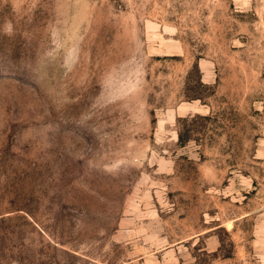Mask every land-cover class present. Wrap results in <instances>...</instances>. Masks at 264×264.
I'll return each instance as SVG.
<instances>
[{
    "label": "rangeland",
    "instance_id": "rangeland-1",
    "mask_svg": "<svg viewBox=\"0 0 264 264\" xmlns=\"http://www.w3.org/2000/svg\"><path fill=\"white\" fill-rule=\"evenodd\" d=\"M0 264H264V0H0Z\"/></svg>",
    "mask_w": 264,
    "mask_h": 264
},
{
    "label": "trees",
    "instance_id": "trees-1",
    "mask_svg": "<svg viewBox=\"0 0 264 264\" xmlns=\"http://www.w3.org/2000/svg\"><path fill=\"white\" fill-rule=\"evenodd\" d=\"M195 116H204V115H201V114H194L193 116H190V117H181L178 122H180V124L183 125L184 121H187L188 119H192L193 117ZM183 121V122H181ZM185 124V123H184ZM185 129L182 128L179 130L178 132V140L182 143L183 141H186L190 138V134H188L186 131H184Z\"/></svg>",
    "mask_w": 264,
    "mask_h": 264
}]
</instances>
